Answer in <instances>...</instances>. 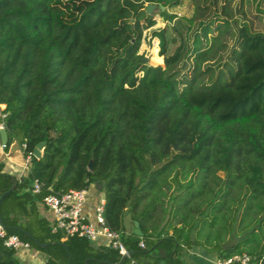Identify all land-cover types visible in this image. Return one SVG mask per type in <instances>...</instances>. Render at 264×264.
<instances>
[{
    "label": "trees",
    "instance_id": "obj_1",
    "mask_svg": "<svg viewBox=\"0 0 264 264\" xmlns=\"http://www.w3.org/2000/svg\"><path fill=\"white\" fill-rule=\"evenodd\" d=\"M122 1L131 16L67 47L53 36L49 0H0L3 147L17 142L32 154L19 177L0 162V221L45 254L26 263L0 241V264H187L182 252L193 245L264 264V61H247L264 47V30L253 29L250 1ZM185 1L190 13L177 16ZM146 3L166 21L151 30L163 65L137 56L155 24ZM83 187L102 194L127 255L61 239L39 213L45 193ZM125 214L141 235L124 232ZM226 235L236 240L222 248Z\"/></svg>",
    "mask_w": 264,
    "mask_h": 264
},
{
    "label": "rangeland",
    "instance_id": "obj_2",
    "mask_svg": "<svg viewBox=\"0 0 264 264\" xmlns=\"http://www.w3.org/2000/svg\"><path fill=\"white\" fill-rule=\"evenodd\" d=\"M249 1L250 5L248 7V14L250 15L251 19L254 20L255 26L257 25V27L253 29L257 31H263L264 0ZM47 6L52 14L51 23L53 36L58 42L64 43L67 47H75L76 45H78L81 41V38L84 37L85 34H87L88 31L92 30L93 28H99V33L104 32L105 28L103 27V25H105L107 21H118L123 17L127 18L128 16L132 15L131 8L128 7L122 0H49ZM190 11L191 6L187 4V1H185V3L181 6L173 9V12H176L177 16H180L182 14H189ZM152 12L154 13V19L156 20V22L152 27L146 28L142 31L141 43L137 52V56H142V62H145L147 64H154V59L152 58L156 57L158 49V40L156 37H151V30L153 28L163 27L166 24V21L162 19L161 15L157 12V8ZM128 40L129 35L126 33L122 36V40L117 43L116 48L121 47ZM255 60L264 61V47L261 49V51L255 53L251 58H247V61L249 62ZM160 62L161 65H163L162 60ZM137 66L138 68L140 67L139 63ZM140 74L141 72H138V76H140ZM130 78L131 77H128V79ZM90 190H92V188L89 187L88 195L90 194ZM248 214L249 217L253 215V213L251 212H248ZM241 215V210L235 214L233 223L234 226L237 225V221L239 220ZM258 215L260 216V214ZM124 216L127 226H130L128 215L125 214ZM226 237V240L230 239L234 244L236 240L234 237L229 235H226ZM198 251L199 254L202 255L200 264H207L208 260L205 258V255L208 256L209 254L207 253L210 252L204 249L201 245H193L187 252L186 255L189 259V263L192 264L193 262H195L193 256L195 255V252ZM159 264L164 263L160 262Z\"/></svg>",
    "mask_w": 264,
    "mask_h": 264
},
{
    "label": "built area",
    "instance_id": "obj_3",
    "mask_svg": "<svg viewBox=\"0 0 264 264\" xmlns=\"http://www.w3.org/2000/svg\"><path fill=\"white\" fill-rule=\"evenodd\" d=\"M5 116L4 104L0 103V129H5ZM23 147L24 144H21L22 150ZM31 155L30 152L24 154V166L27 167ZM42 185V182L38 178H33L31 181V192L34 194L40 193ZM87 197L88 187L69 188L65 191H49L45 193L42 197V202L52 216L50 224L51 230L61 232L62 239L67 237H80L95 244L113 248L120 255H127L128 252L121 239L122 231L110 227L104 220L103 196L101 195L97 198L96 203L93 205L92 215L87 213ZM131 231L133 229H130L127 233ZM0 241L3 246L13 249L18 256H23L30 250L29 242L22 240L15 233L7 232L1 221ZM139 246L143 248L142 241H139ZM249 262L250 255L241 252L222 258L215 257L210 264H249Z\"/></svg>",
    "mask_w": 264,
    "mask_h": 264
},
{
    "label": "crops",
    "instance_id": "obj_4",
    "mask_svg": "<svg viewBox=\"0 0 264 264\" xmlns=\"http://www.w3.org/2000/svg\"><path fill=\"white\" fill-rule=\"evenodd\" d=\"M152 59H154V64H149V65H161V56H158L156 54V57H153ZM161 59V60H159ZM0 162H2L3 164V170L15 177H19L25 174L27 167L24 166V154H23V150L21 148V145H19L17 142H12L10 143L7 147H3L2 143L0 141ZM102 194L99 192H92V190H90V194L87 197V213L92 215L93 213V205L96 203V200L99 196H101ZM39 213L45 217V219L49 222V224H51V220H52V216L51 213L45 208L40 206L39 207ZM127 219V218H126ZM129 219V218H128ZM123 222H124V232L129 231L130 229H133V226H127L126 221H125V216L123 218ZM62 239V238H61ZM94 243V242H92ZM40 244H44L45 243H40ZM95 244V243H94ZM44 245H39V246H44ZM192 247V246H191ZM188 248L186 250H184L182 252L183 256L186 257L187 259V264H191L189 263V259L187 257V252L191 249ZM206 253V252H205ZM209 254L208 256L205 255V258L208 260L207 264H209L215 257H217L215 252H210L207 253ZM194 261L192 264H200L202 259V255L199 254L198 252H195V255L193 256ZM23 262L26 263H39L42 262L45 258V254L43 251L38 250L36 248L32 249L30 247V250L24 254L23 256H21Z\"/></svg>",
    "mask_w": 264,
    "mask_h": 264
},
{
    "label": "water",
    "instance_id": "obj_5",
    "mask_svg": "<svg viewBox=\"0 0 264 264\" xmlns=\"http://www.w3.org/2000/svg\"><path fill=\"white\" fill-rule=\"evenodd\" d=\"M157 6L153 3H146L143 7L144 11L146 13H151L154 9H156ZM0 141L2 144L5 143L6 141V131L5 129H0ZM44 142L40 141L36 144V146L33 149V157L34 158H38L41 154V149L43 147ZM91 160L88 162V169H91ZM13 187V185L11 186V188ZM97 189L101 188V185L99 183L96 184ZM133 232L137 235H141V231L138 228V223L136 220L133 221ZM233 244V241L230 239L225 240L222 244L221 247L222 248H226L228 246H231ZM39 245H44V244H39Z\"/></svg>",
    "mask_w": 264,
    "mask_h": 264
}]
</instances>
